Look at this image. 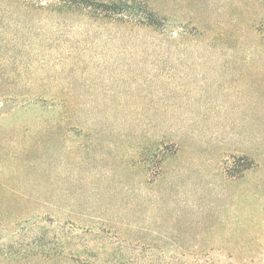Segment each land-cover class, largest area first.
Wrapping results in <instances>:
<instances>
[{"label": "rangeland", "instance_id": "rangeland-1", "mask_svg": "<svg viewBox=\"0 0 264 264\" xmlns=\"http://www.w3.org/2000/svg\"><path fill=\"white\" fill-rule=\"evenodd\" d=\"M93 1L0 0V264H264V0Z\"/></svg>", "mask_w": 264, "mask_h": 264}, {"label": "trees", "instance_id": "trees-1", "mask_svg": "<svg viewBox=\"0 0 264 264\" xmlns=\"http://www.w3.org/2000/svg\"><path fill=\"white\" fill-rule=\"evenodd\" d=\"M52 1V2H51ZM51 2V8H55V3L57 2V5L59 8H63L62 10L66 9L67 11H72V10H79L83 11L88 8H96V9H101L102 13L105 14L106 16H110L112 14H116L120 10L123 5L127 4V2H116L114 4H101L97 5L93 0H50ZM59 2V3H58ZM47 6L49 3H45ZM43 5L41 7H45L46 5Z\"/></svg>", "mask_w": 264, "mask_h": 264}]
</instances>
